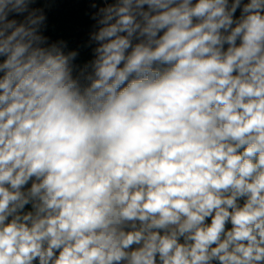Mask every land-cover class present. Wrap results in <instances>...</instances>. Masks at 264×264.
Segmentation results:
<instances>
[{
    "label": "clouds",
    "instance_id": "clouds-1",
    "mask_svg": "<svg viewBox=\"0 0 264 264\" xmlns=\"http://www.w3.org/2000/svg\"><path fill=\"white\" fill-rule=\"evenodd\" d=\"M0 264H264V0H0Z\"/></svg>",
    "mask_w": 264,
    "mask_h": 264
}]
</instances>
